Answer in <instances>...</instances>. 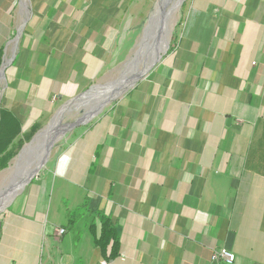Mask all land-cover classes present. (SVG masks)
<instances>
[{
    "label": "crops",
    "instance_id": "1",
    "mask_svg": "<svg viewBox=\"0 0 264 264\" xmlns=\"http://www.w3.org/2000/svg\"><path fill=\"white\" fill-rule=\"evenodd\" d=\"M38 1L49 14L55 1ZM77 1L40 44L50 79L74 72ZM177 39L105 119L104 142L79 134L13 199L0 264H264V0H189ZM84 202L113 222L114 256L94 244L90 212L68 220ZM219 248L232 263L211 259Z\"/></svg>",
    "mask_w": 264,
    "mask_h": 264
},
{
    "label": "rangeland",
    "instance_id": "2",
    "mask_svg": "<svg viewBox=\"0 0 264 264\" xmlns=\"http://www.w3.org/2000/svg\"><path fill=\"white\" fill-rule=\"evenodd\" d=\"M53 1L47 14V8L44 9L47 4L41 8L38 0H0V70L12 57L2 78L0 76V107L7 108L20 122V133L9 145L12 156L4 167H0V205L14 189L12 199L0 208V216L30 182L42 175L45 166H51L48 162H54L61 151L76 146L74 141L79 134L102 133L101 141L104 142L105 119L119 117L121 102L130 97L137 85L177 45L178 25L184 19L189 0H180L178 4L174 0H164L166 17L175 4L176 10L169 16L167 26L158 24L148 34L146 27L150 16L155 15L159 0H78L74 20L76 53L79 55L72 77L62 81L43 75L40 44L49 42L46 33L50 22L61 20L67 12L73 16L75 11L64 0ZM87 8L91 16L102 10L105 24H94L90 16L84 18ZM156 53L161 57L152 67L97 113H92L102 102L100 99L109 93L110 83L116 84L148 68ZM88 89L92 91L86 94ZM67 105L70 107L58 119L51 141L36 148L42 131L57 121L58 113ZM84 120L82 124L70 125ZM48 145L50 148L42 162ZM30 170L32 178L21 185ZM73 206L69 213L75 214L76 207ZM68 233L76 232L71 230Z\"/></svg>",
    "mask_w": 264,
    "mask_h": 264
},
{
    "label": "trees",
    "instance_id": "3",
    "mask_svg": "<svg viewBox=\"0 0 264 264\" xmlns=\"http://www.w3.org/2000/svg\"><path fill=\"white\" fill-rule=\"evenodd\" d=\"M19 133V120L7 108L0 107V167H4L7 164V161L11 158L12 154L10 153L9 145L12 139ZM83 210L88 211L85 202L76 208L75 214L68 212V220L70 223L75 220L74 216L77 213H81ZM88 212H90V215L92 216L88 223V229L91 232L94 244L100 249L102 255L105 254L108 247V257L114 256L119 248V238L113 222L102 211L97 210ZM95 219L98 221V227L95 223Z\"/></svg>",
    "mask_w": 264,
    "mask_h": 264
},
{
    "label": "bare ground",
    "instance_id": "4",
    "mask_svg": "<svg viewBox=\"0 0 264 264\" xmlns=\"http://www.w3.org/2000/svg\"><path fill=\"white\" fill-rule=\"evenodd\" d=\"M174 1H177L176 3L178 4L179 3V1L180 0H174ZM177 4H175V5H173L174 7H176L177 6ZM25 5V4H24ZM26 6V5H25ZM164 6H166V4H164V0H159V5H158V7L156 8V12H155V15H154V17L152 18L151 16H150V20H149V24H148V27H147V29H146V34H148V33H150V30L151 29H154V27L156 26V25H158V24H161V26L162 27H164V26H167V21H168V18H169V16L176 10L174 7H172V8H170V7H168V8H170L169 9V11H168V13H167V17L164 15V12H165V10L166 9H163V7ZM26 8V7H25ZM22 10V9H21ZM173 16V15H172ZM162 18H164V20L162 21ZM169 25V24H168ZM167 30H168V28H167ZM159 30H157L156 29V32H158ZM148 36V35H147ZM164 42H165V40H163ZM163 42V43H164ZM152 61V60H151ZM151 63V62H150ZM149 64V63H148ZM145 69H147V68H144L143 70H141L140 72L138 71V72H136V74H132L133 76H130V77H127L126 79H124V80H120V81H118L116 84H113V83H111L110 85H108V88L110 89V91H109V93H105L106 95H104L103 96V98L102 99H100V101H105V100H107V99H112V98H114V97H116V96H118L123 90H125L128 86H130L133 82H134V80H136V78H138L142 73H144L146 70ZM0 76H1V78H2V73H0ZM113 84V85H112ZM102 96V95H101ZM96 99H97V97H96ZM68 107H70V105H67V106H65L63 109H62V111L61 112H59L57 115H58V117L56 118L57 119V121H54L50 126H48V128H46L44 131H42V133H41V139H40V142H38V144L36 145L37 147L36 148H38L40 145H45V144H48L49 143V141H51V139H52V136H53V134H54V129H55V127H56V125H57V123H58V121L60 120V118H61V115H62V113L64 112V110L66 109V108H68ZM93 112V111H92ZM56 115V116H57ZM55 116V117H56ZM55 119V120H56ZM59 119V120H58ZM37 140V139H36ZM48 147V146H47ZM47 147H46V149H47ZM28 148V147H27ZM47 155V151L45 152V155H44V157H43V159H42V162L44 161V158H45V156ZM38 167V166H37ZM34 169V168H33ZM31 171L32 170H30V172H29V174L28 175H26V176H24V179L21 181V185H23L24 184V182H26V179L29 177V176H31L32 175V173H31ZM19 186H17V188H18ZM12 192H10V194L7 196L6 195V197H4V201H2V203H1V205H0V208L1 207H3L5 204H6V201L8 200V199H12L11 197H13V195H14V189L13 190H11Z\"/></svg>",
    "mask_w": 264,
    "mask_h": 264
},
{
    "label": "water",
    "instance_id": "5",
    "mask_svg": "<svg viewBox=\"0 0 264 264\" xmlns=\"http://www.w3.org/2000/svg\"><path fill=\"white\" fill-rule=\"evenodd\" d=\"M149 20H150V18H149ZM25 22H26V19L24 20V22L22 23V25L20 26V28H19V34H20V31L22 30V28H23V26L25 25ZM149 24V23H148ZM146 29H147V27H146ZM17 33V35H19ZM15 41H17V38H15ZM161 57V54L160 53H156V55L153 57V59H152V61H151V63L149 64V66H148V68L147 69H145V70H148L150 67H152L158 60H159V58ZM11 60H12V57L9 59V61L5 64V65H3V67L1 68V73H2V76H3V70H4V68H5V66L8 64V63H10L11 62ZM111 84V83H110ZM109 84V85H110ZM90 91H92L91 89H88L87 91H86V94H88ZM83 95H85L84 93H83ZM82 95V96H83ZM108 101H110V99L108 100H105V101H102L101 103H99L97 106H96V109H95V111H93L92 113H97ZM71 102V101H70ZM62 110H60V112H61ZM87 120V119H86ZM86 120H84V121H77L76 123H72V124H70L71 126H74L75 124L76 125H79V124H82V123H84ZM49 148H50V145H48V147H47V153H48V150H49ZM32 176H33V174L31 175V176H29L27 179H26V181H29L31 178H32Z\"/></svg>",
    "mask_w": 264,
    "mask_h": 264
},
{
    "label": "built area",
    "instance_id": "6",
    "mask_svg": "<svg viewBox=\"0 0 264 264\" xmlns=\"http://www.w3.org/2000/svg\"><path fill=\"white\" fill-rule=\"evenodd\" d=\"M64 228H57L56 229V234L57 235H62L64 233ZM235 258V255L233 252L226 248H219L211 253V259L214 261H219L222 260L225 263H232Z\"/></svg>",
    "mask_w": 264,
    "mask_h": 264
}]
</instances>
